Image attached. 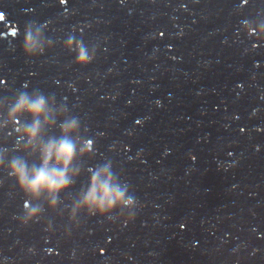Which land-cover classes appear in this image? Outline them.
<instances>
[{"label": "water", "instance_id": "95a60500", "mask_svg": "<svg viewBox=\"0 0 264 264\" xmlns=\"http://www.w3.org/2000/svg\"><path fill=\"white\" fill-rule=\"evenodd\" d=\"M241 3L0 0V97L24 83L55 94L94 141L85 165L111 160L141 205L127 225L81 214L66 238L59 210L21 227L24 197L0 172V260L264 264V45L253 49L241 26L264 0ZM29 22L54 41L31 60ZM68 35L97 47L87 67L64 50ZM86 183L87 173L62 200Z\"/></svg>", "mask_w": 264, "mask_h": 264}, {"label": "clouds", "instance_id": "9594fccd", "mask_svg": "<svg viewBox=\"0 0 264 264\" xmlns=\"http://www.w3.org/2000/svg\"><path fill=\"white\" fill-rule=\"evenodd\" d=\"M247 2L242 0L241 7ZM0 17L4 18V14L0 13ZM257 17L245 19L241 25L244 34L254 38L253 49L264 45V13H257ZM46 27L36 22L24 26L22 52L27 59L41 57L53 47L54 41L45 39ZM17 32L16 28L13 36ZM62 46L73 54L78 67H87L96 59L97 47L74 35H68ZM28 88L24 83L23 90L13 93L11 99L0 97V172L15 181L24 197L22 211L13 219L27 227L38 222L45 211L59 210L60 215L67 214L66 238L79 228L81 214L125 225L132 223L141 205L128 183L114 170L112 161L85 165V161L94 159L96 150L81 119L71 114L66 103L58 102L55 94ZM85 173L87 183L80 186L75 198L62 200V195ZM45 231H53L51 222ZM0 264L6 261L0 260Z\"/></svg>", "mask_w": 264, "mask_h": 264}, {"label": "snow or ice", "instance_id": "6c2138e0", "mask_svg": "<svg viewBox=\"0 0 264 264\" xmlns=\"http://www.w3.org/2000/svg\"><path fill=\"white\" fill-rule=\"evenodd\" d=\"M67 2V0H65V3Z\"/></svg>", "mask_w": 264, "mask_h": 264}]
</instances>
